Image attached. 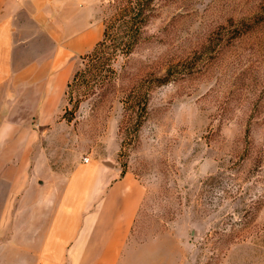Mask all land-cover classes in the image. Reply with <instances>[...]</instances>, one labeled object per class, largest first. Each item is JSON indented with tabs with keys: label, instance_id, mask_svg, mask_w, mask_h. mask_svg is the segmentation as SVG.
<instances>
[{
	"label": "rangeland",
	"instance_id": "1",
	"mask_svg": "<svg viewBox=\"0 0 264 264\" xmlns=\"http://www.w3.org/2000/svg\"><path fill=\"white\" fill-rule=\"evenodd\" d=\"M131 1L101 3L104 30ZM139 21L132 53L109 50L100 75L94 47L67 49L69 82L81 76L39 140L65 174L90 157L133 175L132 242L162 263L264 264V0H155ZM111 37L128 40L118 25Z\"/></svg>",
	"mask_w": 264,
	"mask_h": 264
},
{
	"label": "crops",
	"instance_id": "2",
	"mask_svg": "<svg viewBox=\"0 0 264 264\" xmlns=\"http://www.w3.org/2000/svg\"><path fill=\"white\" fill-rule=\"evenodd\" d=\"M103 1L0 0V256L12 264H167L132 242L145 195L133 175L83 157L65 178L38 137L72 76L67 49L103 37Z\"/></svg>",
	"mask_w": 264,
	"mask_h": 264
},
{
	"label": "trees",
	"instance_id": "3",
	"mask_svg": "<svg viewBox=\"0 0 264 264\" xmlns=\"http://www.w3.org/2000/svg\"><path fill=\"white\" fill-rule=\"evenodd\" d=\"M155 0H133L131 1V6L129 9H124L125 13L115 22L107 23L105 25V30L103 33L102 39L96 44L94 49L89 53L85 58L89 59V61L93 62V67L91 68V73H98L99 75L105 69V67L109 66V50H112V57L118 56V53L129 55L134 50V44L137 40H139L141 26L138 25L140 18L144 17L145 12L149 10L151 5ZM146 24L141 23L143 26ZM116 25L121 29L123 36H125L128 40L127 42H123L122 44L116 45L111 44L109 42L114 40L111 37L114 28ZM95 63V64H94ZM97 63V64H96ZM81 76L80 72L77 71L72 80L68 83V88H71L75 82L78 81ZM72 114V112H71Z\"/></svg>",
	"mask_w": 264,
	"mask_h": 264
},
{
	"label": "water",
	"instance_id": "4",
	"mask_svg": "<svg viewBox=\"0 0 264 264\" xmlns=\"http://www.w3.org/2000/svg\"><path fill=\"white\" fill-rule=\"evenodd\" d=\"M106 166H108V167H112V166H114L112 163H108V162H103Z\"/></svg>",
	"mask_w": 264,
	"mask_h": 264
},
{
	"label": "built area",
	"instance_id": "5",
	"mask_svg": "<svg viewBox=\"0 0 264 264\" xmlns=\"http://www.w3.org/2000/svg\"><path fill=\"white\" fill-rule=\"evenodd\" d=\"M88 161H89V159H88V158H84V162H86V163H87Z\"/></svg>",
	"mask_w": 264,
	"mask_h": 264
}]
</instances>
